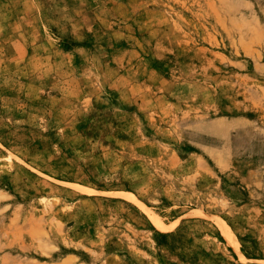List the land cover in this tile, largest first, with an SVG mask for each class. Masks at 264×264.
I'll return each mask as SVG.
<instances>
[{
  "label": "rangeland",
  "instance_id": "obj_1",
  "mask_svg": "<svg viewBox=\"0 0 264 264\" xmlns=\"http://www.w3.org/2000/svg\"><path fill=\"white\" fill-rule=\"evenodd\" d=\"M0 264H264V0H0Z\"/></svg>",
  "mask_w": 264,
  "mask_h": 264
},
{
  "label": "bare ground",
  "instance_id": "obj_2",
  "mask_svg": "<svg viewBox=\"0 0 264 264\" xmlns=\"http://www.w3.org/2000/svg\"><path fill=\"white\" fill-rule=\"evenodd\" d=\"M123 195V194H122ZM125 196V195H124ZM131 197H133V196H131Z\"/></svg>",
  "mask_w": 264,
  "mask_h": 264
}]
</instances>
